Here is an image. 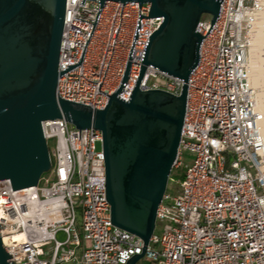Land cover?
Here are the masks:
<instances>
[{
	"label": "built area",
	"instance_id": "built-area-1",
	"mask_svg": "<svg viewBox=\"0 0 264 264\" xmlns=\"http://www.w3.org/2000/svg\"><path fill=\"white\" fill-rule=\"evenodd\" d=\"M64 1L54 95L102 110L128 64L117 92L128 101L162 18L148 16L147 2ZM218 1L212 25L209 16L197 21L198 58L173 163L182 176L169 179L144 251L110 221L99 130L56 118L40 122L52 141L43 183L11 190L0 180V245L10 264H125L141 251L147 262L136 264H264V110L251 74L253 46L264 56V0ZM140 79L139 91L177 95L182 86L152 67ZM183 152L193 154L189 165ZM57 231L65 239L57 241Z\"/></svg>",
	"mask_w": 264,
	"mask_h": 264
},
{
	"label": "water",
	"instance_id": "water-1",
	"mask_svg": "<svg viewBox=\"0 0 264 264\" xmlns=\"http://www.w3.org/2000/svg\"><path fill=\"white\" fill-rule=\"evenodd\" d=\"M110 1L147 2L148 16L162 20L147 37L128 101L117 96L127 80L126 64L117 90L100 110L54 95L62 74L56 65L65 1L0 0V180L7 179L11 190L24 189L49 172L41 121L59 118L77 130L98 129L110 221L142 240L144 251L177 152L187 75L196 65L201 40L197 21L204 14L212 25L219 1ZM146 67L180 79L179 94L139 91ZM142 251L125 264H136ZM0 264H10L1 245Z\"/></svg>",
	"mask_w": 264,
	"mask_h": 264
},
{
	"label": "bare ground",
	"instance_id": "bare-ground-1",
	"mask_svg": "<svg viewBox=\"0 0 264 264\" xmlns=\"http://www.w3.org/2000/svg\"><path fill=\"white\" fill-rule=\"evenodd\" d=\"M256 48H257L256 46H253L252 48V56H254L252 60H254V62H252L251 64L252 67L251 74H253V78H252L253 84H255L258 87H261L262 91L260 93L259 101L262 109L264 110V58L260 57V54ZM20 237H21L20 234L15 235L16 239Z\"/></svg>",
	"mask_w": 264,
	"mask_h": 264
},
{
	"label": "rangeland",
	"instance_id": "rangeland-1",
	"mask_svg": "<svg viewBox=\"0 0 264 264\" xmlns=\"http://www.w3.org/2000/svg\"><path fill=\"white\" fill-rule=\"evenodd\" d=\"M201 18L205 20V19L208 18V16L202 14V15H201ZM263 58H264V56H263ZM46 145H47L46 148H47V150L49 151V153H52V150H51L52 141H48V142H46ZM97 145H98V143L95 144L96 147H97ZM192 155H193V154L190 153V152H183V153L180 155L182 165H189V164L192 162V159H193ZM179 168H180V167H175V166H173L171 170H172V171H173V170H178ZM49 173H50V172L47 171V172H45V173H42L41 175H45V174H46V175L49 176ZM42 183H43L42 180H40L38 184H42ZM169 185H170V184H169ZM169 185H168V184L166 185V190H171ZM77 222H79V217H77ZM156 231H158L157 228H156ZM55 238L57 239V241H61V240L65 239V235H64L63 232H61V231H57L56 234H55ZM64 248L66 249L67 247H64ZM48 249H49V244L43 246V250H44V252H47ZM77 252H78V250L76 249V253H77ZM45 257H46V255H43V256H42V258H45ZM143 262H145V263L147 262V261L145 260V258H140V260H138V263H143Z\"/></svg>",
	"mask_w": 264,
	"mask_h": 264
},
{
	"label": "trees",
	"instance_id": "trees-1",
	"mask_svg": "<svg viewBox=\"0 0 264 264\" xmlns=\"http://www.w3.org/2000/svg\"><path fill=\"white\" fill-rule=\"evenodd\" d=\"M182 167H180L178 170H171L169 171V175H168V180L166 182V185H169V179H179L182 176V171H181Z\"/></svg>",
	"mask_w": 264,
	"mask_h": 264
}]
</instances>
